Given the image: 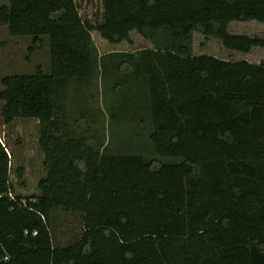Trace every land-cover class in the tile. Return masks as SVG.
Segmentation results:
<instances>
[{
    "label": "trees",
    "instance_id": "16d2710c",
    "mask_svg": "<svg viewBox=\"0 0 264 264\" xmlns=\"http://www.w3.org/2000/svg\"><path fill=\"white\" fill-rule=\"evenodd\" d=\"M249 19L264 22V0H3L0 25L30 36L27 51L46 36L49 71L0 77L2 121L37 119L45 169L36 195H12L0 140V264H264V63L172 47L193 30L264 46L226 29ZM144 29L170 40L142 49L148 136L170 161L101 152L58 126L62 85L91 74V31L116 42ZM54 207L79 214L76 240L52 245Z\"/></svg>",
    "mask_w": 264,
    "mask_h": 264
},
{
    "label": "rangeland",
    "instance_id": "374dc122",
    "mask_svg": "<svg viewBox=\"0 0 264 264\" xmlns=\"http://www.w3.org/2000/svg\"><path fill=\"white\" fill-rule=\"evenodd\" d=\"M84 8L89 12L94 7ZM226 29L235 34L264 37V22L254 19L230 20ZM128 36V40L109 42L96 30L91 31L96 53L91 74L82 79L68 78L62 85L57 100L62 111L58 126L68 134L83 136L101 152L132 153L155 162L170 161L154 153L148 136L151 126L142 63V49L169 46V37L161 29H144L142 34L130 30ZM29 44L30 36L9 34L6 26L0 25V77L30 73L36 65L49 71L46 36H41V45L31 51L26 49ZM178 44L186 46L191 54L207 53L226 59L244 57L264 63V46L252 45L242 52L225 47L217 37L198 30L191 31L186 39L177 40L172 47L176 49ZM56 94L57 89L55 98ZM1 105L0 100V108ZM38 129L37 119L20 117L3 123L0 116V140L9 158L12 195H36L39 191L37 181L45 170L37 143ZM17 168H21L19 176ZM48 229L52 245L72 242L81 231L79 214L54 207L49 213Z\"/></svg>",
    "mask_w": 264,
    "mask_h": 264
},
{
    "label": "built area",
    "instance_id": "2783aa9c",
    "mask_svg": "<svg viewBox=\"0 0 264 264\" xmlns=\"http://www.w3.org/2000/svg\"><path fill=\"white\" fill-rule=\"evenodd\" d=\"M32 233H34V231H32Z\"/></svg>",
    "mask_w": 264,
    "mask_h": 264
},
{
    "label": "crops",
    "instance_id": "0c3cea01",
    "mask_svg": "<svg viewBox=\"0 0 264 264\" xmlns=\"http://www.w3.org/2000/svg\"><path fill=\"white\" fill-rule=\"evenodd\" d=\"M45 170V169H44Z\"/></svg>",
    "mask_w": 264,
    "mask_h": 264
}]
</instances>
